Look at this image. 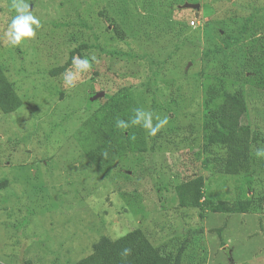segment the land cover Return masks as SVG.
Wrapping results in <instances>:
<instances>
[{
	"label": "rangeland",
	"instance_id": "obj_1",
	"mask_svg": "<svg viewBox=\"0 0 264 264\" xmlns=\"http://www.w3.org/2000/svg\"><path fill=\"white\" fill-rule=\"evenodd\" d=\"M17 2L40 26L11 45L5 33L18 13L13 0H0V66L22 102L14 112L0 111V181L7 180L0 186V264H71L100 236L132 228L162 254L175 256L183 246L180 264H264V157L256 156L264 149V87L245 81L252 49L242 41L222 48L249 15L259 41L264 0H185L176 10L173 0ZM185 2L199 4L197 16ZM82 43L76 57L91 67L72 63L50 76ZM114 48L143 56L119 60L100 52ZM213 48L221 51L205 54ZM204 74L238 77L245 88L247 122L258 137L246 175L203 167ZM118 88L132 90L153 125L157 117L167 123L155 135L142 127L143 151L95 163L82 150V124L95 108L89 100L102 103L99 92ZM195 173L204 177L206 199L249 200L247 212L179 207L175 186Z\"/></svg>",
	"mask_w": 264,
	"mask_h": 264
},
{
	"label": "trees",
	"instance_id": "obj_2",
	"mask_svg": "<svg viewBox=\"0 0 264 264\" xmlns=\"http://www.w3.org/2000/svg\"><path fill=\"white\" fill-rule=\"evenodd\" d=\"M173 0L170 9L176 10L180 2ZM176 3V4H175ZM253 16L249 15L236 28V34H226L223 38L224 47L242 41L246 50L252 49L254 57L249 56L248 76L246 83L264 87V35L253 40L255 29ZM257 26H264V16ZM253 26L252 28H250ZM244 40V41H243ZM86 44L69 48L65 62L48 71L50 76H58L66 72L73 63V58L81 56V50ZM89 47V45H88ZM218 48L208 49L205 54L218 53ZM251 51V50H250ZM102 54L122 59H141L138 53L120 49H102ZM122 56V57H121ZM255 60H254V59ZM148 63V61H146ZM150 65L147 66L146 75ZM240 78H230L229 75L204 74L202 82V147L205 154L204 168L225 174L246 175L253 160L252 142L258 137L247 122V102L245 88ZM100 98V97H99ZM104 102L90 101L95 108L82 124V136L86 137L82 150L86 157L95 163L98 160L110 164L116 152H141L144 150L142 126L131 124L136 111L140 110L134 99L132 90H110L104 94ZM22 102L16 88L5 76L0 66V111L11 113L21 106ZM128 123L127 128L117 127V120ZM115 144L113 147L112 145ZM107 165V167H108ZM7 180L0 181V186L6 185ZM204 177L195 173L190 178L175 186L179 207L204 208L212 212L245 213L250 206L249 200L236 199L232 202L212 201L203 195ZM125 249L130 251L125 254ZM184 247L177 248L175 256L165 255L152 244L140 228H132L127 233L110 238L100 236L92 243L90 252L71 264H180Z\"/></svg>",
	"mask_w": 264,
	"mask_h": 264
},
{
	"label": "clouds",
	"instance_id": "obj_3",
	"mask_svg": "<svg viewBox=\"0 0 264 264\" xmlns=\"http://www.w3.org/2000/svg\"><path fill=\"white\" fill-rule=\"evenodd\" d=\"M12 7L15 8L18 15L14 16L11 19L5 34L8 38V42L11 45H18L23 38L25 37L31 38L35 35L33 25H35L38 28L40 26V21L30 11H28V6L26 3H18L17 0H13ZM73 64L77 69H83V68L89 69L91 67L89 60L86 58L80 59L79 57H74ZM65 80L69 85H72V82L74 80V75L71 72H69ZM157 120L158 123L153 125V118L150 112L137 110L135 117L131 120V124L140 125L143 128L147 129L150 135H155V133L165 123H167L166 117L163 120H160L159 117H157ZM128 126L129 125L127 122L119 119L117 120V127L127 128ZM256 156L264 157V149H258L256 152ZM129 251H130L129 249H125V254H127Z\"/></svg>",
	"mask_w": 264,
	"mask_h": 264
},
{
	"label": "water",
	"instance_id": "obj_4",
	"mask_svg": "<svg viewBox=\"0 0 264 264\" xmlns=\"http://www.w3.org/2000/svg\"><path fill=\"white\" fill-rule=\"evenodd\" d=\"M182 6L185 7V8H192V9H194L195 10V16H197V11L196 10H198V8H199V4L198 3L185 2ZM96 96L103 97L104 96V92H99ZM96 96H94L91 99L97 98Z\"/></svg>",
	"mask_w": 264,
	"mask_h": 264
},
{
	"label": "built area",
	"instance_id": "obj_5",
	"mask_svg": "<svg viewBox=\"0 0 264 264\" xmlns=\"http://www.w3.org/2000/svg\"><path fill=\"white\" fill-rule=\"evenodd\" d=\"M194 22H195L194 20H191V22H190V23H191V24H194Z\"/></svg>",
	"mask_w": 264,
	"mask_h": 264
}]
</instances>
